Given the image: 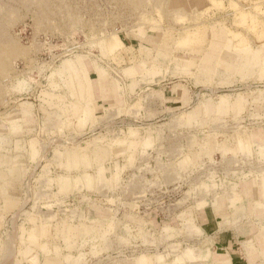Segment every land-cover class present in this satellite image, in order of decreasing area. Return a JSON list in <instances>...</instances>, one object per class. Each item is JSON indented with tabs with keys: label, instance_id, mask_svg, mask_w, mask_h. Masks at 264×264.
<instances>
[{
	"label": "rangeland",
	"instance_id": "obj_1",
	"mask_svg": "<svg viewBox=\"0 0 264 264\" xmlns=\"http://www.w3.org/2000/svg\"><path fill=\"white\" fill-rule=\"evenodd\" d=\"M212 211L264 225V0H0V264H217Z\"/></svg>",
	"mask_w": 264,
	"mask_h": 264
},
{
	"label": "crops",
	"instance_id": "obj_2",
	"mask_svg": "<svg viewBox=\"0 0 264 264\" xmlns=\"http://www.w3.org/2000/svg\"><path fill=\"white\" fill-rule=\"evenodd\" d=\"M213 212L210 216L205 214L201 231L219 251L217 264H264V225L242 230L224 219L215 220ZM193 227L198 229L195 224Z\"/></svg>",
	"mask_w": 264,
	"mask_h": 264
}]
</instances>
